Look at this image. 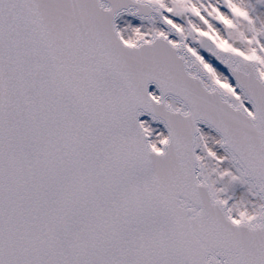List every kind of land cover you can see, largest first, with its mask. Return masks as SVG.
Listing matches in <instances>:
<instances>
[{"label":"snow or ice","instance_id":"1","mask_svg":"<svg viewBox=\"0 0 264 264\" xmlns=\"http://www.w3.org/2000/svg\"><path fill=\"white\" fill-rule=\"evenodd\" d=\"M0 264H264V0H0Z\"/></svg>","mask_w":264,"mask_h":264}]
</instances>
